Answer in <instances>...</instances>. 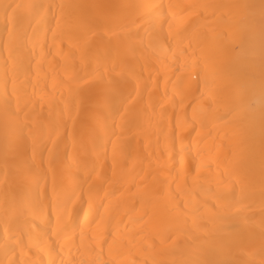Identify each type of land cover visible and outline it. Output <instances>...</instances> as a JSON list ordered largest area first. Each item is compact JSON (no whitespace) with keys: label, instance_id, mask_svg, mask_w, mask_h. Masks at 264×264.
I'll return each mask as SVG.
<instances>
[{"label":"bare ground","instance_id":"1","mask_svg":"<svg viewBox=\"0 0 264 264\" xmlns=\"http://www.w3.org/2000/svg\"><path fill=\"white\" fill-rule=\"evenodd\" d=\"M260 4L0 0V264H262Z\"/></svg>","mask_w":264,"mask_h":264},{"label":"snow or ice","instance_id":"2","mask_svg":"<svg viewBox=\"0 0 264 264\" xmlns=\"http://www.w3.org/2000/svg\"><path fill=\"white\" fill-rule=\"evenodd\" d=\"M20 7L19 5L13 4H5L3 5L4 14L6 17H9L10 13L9 10L15 11L16 8ZM140 7L148 9L149 11L146 12L145 16L148 20L147 27L145 29L146 33L149 36L150 40H158L162 36V26L166 17L162 14H157L154 11V5H141ZM171 7V6H170ZM261 9V17L264 20V0H261L260 4ZM141 43H143V38H141ZM111 71H115V68L111 69ZM117 82L114 81L111 77L105 79L103 76H100L98 80H96L93 84L89 85L87 88L83 89L82 92L87 96L90 93H94L98 97V106L105 108L109 114V116H114L116 112H118V108H114L113 100L120 96V90L116 86ZM255 85L253 84L247 94V110L250 114H254V100H255ZM260 97H261V119L264 120V80L261 81L260 84ZM123 103V100L120 101ZM245 106V101H241L237 107L243 108ZM101 126L106 128V124L104 123V119H100ZM28 127L27 124L21 126V133H23V128ZM264 264V261H262Z\"/></svg>","mask_w":264,"mask_h":264}]
</instances>
